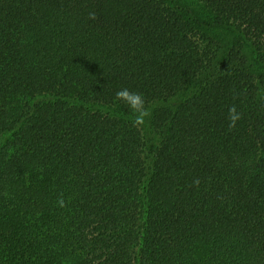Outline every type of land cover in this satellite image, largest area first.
Here are the masks:
<instances>
[{
    "label": "trees",
    "instance_id": "trees-1",
    "mask_svg": "<svg viewBox=\"0 0 264 264\" xmlns=\"http://www.w3.org/2000/svg\"><path fill=\"white\" fill-rule=\"evenodd\" d=\"M0 264H264V0H0Z\"/></svg>",
    "mask_w": 264,
    "mask_h": 264
},
{
    "label": "clouds",
    "instance_id": "clouds-1",
    "mask_svg": "<svg viewBox=\"0 0 264 264\" xmlns=\"http://www.w3.org/2000/svg\"><path fill=\"white\" fill-rule=\"evenodd\" d=\"M96 14L90 13L89 19L95 20ZM115 99L126 104L133 114L132 124L134 127H142L147 119L151 117L150 110L146 107L145 98L141 93L130 91L128 88L120 89L115 94ZM229 128H234L236 123L242 119V114L232 105L228 109ZM60 207H64L63 197L57 201Z\"/></svg>",
    "mask_w": 264,
    "mask_h": 264
}]
</instances>
